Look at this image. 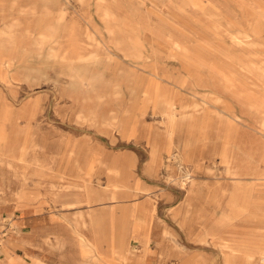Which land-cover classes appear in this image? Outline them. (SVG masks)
Here are the masks:
<instances>
[{
  "label": "rangeland",
  "instance_id": "1",
  "mask_svg": "<svg viewBox=\"0 0 264 264\" xmlns=\"http://www.w3.org/2000/svg\"><path fill=\"white\" fill-rule=\"evenodd\" d=\"M19 21L39 28L16 47L2 33ZM52 26L56 42L42 48ZM67 45L82 59L47 54L52 47L63 56ZM182 105L191 118H181ZM189 142L191 206L181 179ZM87 168L91 189L120 188L94 201ZM84 190L86 203L63 207ZM19 193L60 225L59 256L75 264H96L70 225L79 215L104 218L101 252L110 262V244L124 240L128 257L139 248L149 264H227L222 239L235 235L252 256L242 264H264V0H0V204ZM212 198L229 218L212 216ZM136 221L149 236L141 248ZM8 254L23 255L0 251Z\"/></svg>",
  "mask_w": 264,
  "mask_h": 264
},
{
  "label": "crops",
  "instance_id": "2",
  "mask_svg": "<svg viewBox=\"0 0 264 264\" xmlns=\"http://www.w3.org/2000/svg\"><path fill=\"white\" fill-rule=\"evenodd\" d=\"M193 119L194 117L186 123L188 130L191 131L196 127V122ZM3 136L5 137V143L3 145H5L8 137L6 135ZM187 147L188 152L186 154H182V152L180 151L179 152L183 155L186 167H189L190 170H192L193 174H195L194 169L189 164L191 163L189 158L190 142L188 143ZM153 156L156 161L157 155L153 154ZM93 170V168L82 169L85 178H88L85 180L86 185L89 186L88 188L94 186L91 180L92 176L94 175ZM84 192L85 194L82 196L81 200H78L77 203H69L63 205V207H66L67 205H71L68 207H72L76 204H83L86 200V191L84 190ZM20 195L23 194L19 193L17 195L20 200L16 199V202H11L9 200L8 202L3 203L4 205L0 204V218L5 215L16 216L15 230L8 238L6 246L0 248V251L3 250V252L7 253L12 249H16L22 252L23 255L19 254L15 256L8 254L5 258L0 257V264H75V259H73L72 257L67 256L66 258H64L59 256L60 250H62L60 225H58L52 217L42 215L43 213H40V205H36L35 203L32 204L30 199H23V196ZM196 195L194 193L193 198L196 197ZM212 199L215 204V207L211 209L212 216L214 213V216H216L217 218H229V216L231 215L230 210L226 209L219 211V204L218 207H216V199ZM2 207H6L5 210H8L10 212L2 214L4 212L2 210ZM137 214L138 210L133 213L131 212L129 216L134 217ZM79 217L80 220L77 221L75 218L73 220H69L70 225L73 229V232L76 233V236L79 238V243L83 253L94 259L96 264H123V262L127 260L132 261L130 264H145V262L147 263L148 259H144L143 254L139 253L138 255H135V253L138 252L137 250H139V248L135 252L133 251L134 254L130 252L131 257H128V255L125 254L126 245L124 240L123 242L119 240L117 242H114L113 244H110V250L114 254V256L112 257V262L107 261V259L101 252V242L105 240L106 236L103 231L104 218L101 216L89 215V220L86 221L83 215H79ZM98 217L102 218V221L96 223L95 221L96 219H98ZM140 225L141 224L133 229V233L137 235V239L140 242L141 248L142 246L144 247L145 245H147L149 236L147 233H144L142 227L143 225ZM88 226L92 228L93 235H89L85 232L84 228H87ZM196 234L198 237L203 236L200 232H197ZM83 239H85V241H88V243H90L92 247L86 249V242ZM243 239L244 238L240 236H237V238H235V235H228L225 240L222 239V247L226 250L227 253V264H242L245 262L246 258L252 257L251 255H248L249 253H245ZM114 240H116L115 237ZM262 252L263 251H261L260 253ZM122 254H124L125 257H121L120 255ZM192 264L201 263H199V261L197 260L193 261Z\"/></svg>",
  "mask_w": 264,
  "mask_h": 264
},
{
  "label": "bare ground",
  "instance_id": "3",
  "mask_svg": "<svg viewBox=\"0 0 264 264\" xmlns=\"http://www.w3.org/2000/svg\"><path fill=\"white\" fill-rule=\"evenodd\" d=\"M36 2H38V1H36ZM42 2V1H41ZM44 2V1H43ZM79 2V1H78ZM39 3V2H38ZM49 3H51V2H49ZM83 3V2H82ZM46 4H48V3H46ZM45 4V5H46ZM35 6V5H34ZM44 6V5H43ZM50 7V6H49ZM252 8H253V10L255 11V13H256V15H257V12H258V8L257 7H255L254 5L252 6ZM20 10V9H19ZM51 13V12H50ZM32 14L34 15L35 14V12H32ZM31 14V15H32ZM43 14V13H42ZM20 15V14H19ZM20 17V16H19ZM64 18H65V16H64V14H61L60 16H59V18H58V21H59V23H60V26H61V23H64L63 21H64ZM14 20V19H13ZM10 21V20H9ZM68 21V20H67ZM66 22V21H65ZM6 23V22H5ZM45 23V22H44ZM47 23H48V21H47ZM11 24V23H10ZM24 24V25H23ZM28 25V24H27ZM25 23H23V22H21V21H19L18 23H15V24H12L11 26H9V27H7L6 29H5V31L2 33L3 35L4 34H8L9 36H10V38L12 39V41H15V43H14V45L17 47V42H16V40H18V38L20 37V35H22L23 34V32H25L26 33V35H34V33L35 32H37V30H38V28H37V30H35V31H33L32 30V28H31V26H27ZM44 25V24H43ZM60 28V27H59ZM58 32V29L57 28H55V26H52V27H50V28H48L47 29V31L46 32H42L43 34L42 35H40V41H39V43H38V45H40L42 48L46 45V44H53V43H55L56 42V33ZM41 34V33H40ZM36 35V34H35ZM68 35H72V34H68ZM60 36H61V34H60ZM239 36H243L245 39H250L251 37H252V35H250V34H248V33H242V32H239ZM238 38V41L239 42H241L240 40V38L239 37H237ZM117 41V40H116ZM7 43V42H6ZM91 43V42H90ZM235 43V42H234ZM12 44V43H11ZM68 44V43H67ZM239 44V43H238ZM10 46V45H9ZM68 46V45H67ZM123 46V45H122ZM121 45H120V47H122ZM30 47V46H29ZM58 48V47H57ZM6 50H8V49H6ZM66 50H67V53H65L63 56H60L59 55V51L57 50V49H55V48H50V51H49V53H47V54H49L50 55V57L51 58H53V59H56V58H62L65 62H69V63H73V62H75L76 60H78V59H82V58H80V57H74L73 55H72V52H71V50H70V47L68 46L67 48H66ZM127 50H129V49H127ZM50 61V60H49ZM52 61V60H51ZM55 61V60H54ZM12 62H9L8 64L10 65ZM257 66V65H256ZM73 67V66H72ZM63 70V69H62ZM66 70V69H65ZM66 72V71H65ZM72 72V71H71ZM69 74H70V72H69ZM71 75V74H70ZM202 75V74H201ZM262 76V75H261ZM204 77V76H203ZM263 77V76H262ZM67 79V78H66ZM202 80H203V78L201 77V78H199V80H198V82L199 83H201V85L203 86V87H205V88H210V85H207V84H203V82H202ZM197 82V81H196ZM88 84V83H87ZM159 85V84H158ZM152 90H153V88H152ZM156 90V89H155ZM148 93V92H147ZM214 93V92H213ZM215 94V93H214ZM211 95V92H210V94H206L205 96H204V98L202 99V101H203V103L204 104H209V101H208V97ZM214 97V96H213ZM214 102V101H213ZM215 103V102H214ZM212 105V104H211ZM174 107H175V105L173 104V102L172 103H169L168 104V108H169V110H168V118L170 119V118H173L174 117V115H175V113L173 112V109H174ZM212 107V106H211ZM196 107H193V109H195ZM216 109V108H215ZM224 109V108H223ZM189 110H190V106H188V105H186V106H184V105H182V111H181V118L182 119H188V118H191L193 115H194V113L195 112H189ZM218 111V110H217ZM227 111H229V109H227V108H225L224 110H221V113H228L227 114V116L228 117H231L233 120H234V122L235 123H238V120L240 119V117L239 116H232V114L230 113V112H227ZM236 119V120H235ZM149 132V131H148ZM33 137V136H32ZM29 139V138H28ZM47 139H48V137H47ZM33 142V141H32ZM29 143V142H28ZM33 147V146H32ZM34 150V149H33ZM223 151V150H222ZM230 152V151H229ZM34 154H35V152H34ZM29 155V154H28ZM30 156H32V155H30ZM231 156V155H230ZM39 157H41V156H38V158ZM25 158H26V156H25ZM36 159V158H35ZM234 160V159H233ZM26 161H27V159H26ZM39 161V160H38ZM234 162V161H233ZM40 163V162H39ZM101 163V162H100ZM116 169V168H115ZM182 169H184L183 171V173H184V175H183V177L181 178V179H183L182 180V183H185V184H188L189 185V191H188V194H187V196H186V198H185V204L186 205H188V206H190L191 205V200H192V198H193V194L195 193V186H196V181H195V176H194V174H193V172H192V170H190V169H185V168H182ZM110 171L109 172H111V173H116V171L118 172V174H120L119 173V170L118 169H116V171L115 170H113V169H109ZM179 170V169H178ZM182 171V170H181ZM123 173V172H122ZM121 173V174H122ZM104 188L103 189H100V187L99 188H96V189H91V188H88L87 190H89V192H91V194H92V196L90 197V198H92L94 201H102L103 200V196H104V194L105 193H108L109 191H112V193L114 192V191H116V189H118V188H120V185L118 184V185H115V184H110V183H108V184H106L105 186H103ZM125 193V192H124ZM126 195V194H125ZM91 199V200H92ZM91 200L88 202V204H90V202H91ZM84 203H86V202H84ZM68 206H71V205H67L66 207H68ZM91 208V207H90ZM189 208V207H188ZM154 210V209H153ZM167 232V231H166ZM165 234V233H164ZM84 241H85V239H83ZM86 242V245H85V248L86 249H89V248H91L92 247V245L90 244V243H88V241H85ZM183 250V249H182ZM121 257H125L124 256V254H122V255H120ZM262 263H264V252H262L261 253V260H260ZM121 263V262H120Z\"/></svg>",
  "mask_w": 264,
  "mask_h": 264
},
{
  "label": "built area",
  "instance_id": "4",
  "mask_svg": "<svg viewBox=\"0 0 264 264\" xmlns=\"http://www.w3.org/2000/svg\"><path fill=\"white\" fill-rule=\"evenodd\" d=\"M15 220L14 215H5L0 218V248L4 246L10 237V235L15 230Z\"/></svg>",
  "mask_w": 264,
  "mask_h": 264
}]
</instances>
